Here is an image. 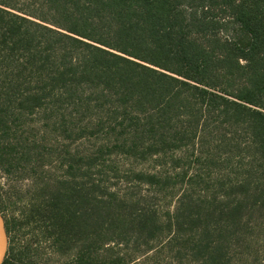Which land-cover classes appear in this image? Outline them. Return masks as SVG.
Returning a JSON list of instances; mask_svg holds the SVG:
<instances>
[{
    "label": "trees",
    "instance_id": "trees-1",
    "mask_svg": "<svg viewBox=\"0 0 264 264\" xmlns=\"http://www.w3.org/2000/svg\"><path fill=\"white\" fill-rule=\"evenodd\" d=\"M36 112L66 136L95 140L87 158L102 168L178 154L208 168L235 159L232 175L217 168L207 182L235 192L230 224L250 206L264 214V0H0V157L10 118ZM155 174L136 178L167 182ZM100 184L90 199L83 189L72 201L51 197L68 224L75 219L78 250L67 264H133L112 246L138 249L156 234L153 213L138 210L145 198L104 194ZM190 195L177 200L171 238L202 214L190 251L218 264L196 244L224 210Z\"/></svg>",
    "mask_w": 264,
    "mask_h": 264
},
{
    "label": "rangeland",
    "instance_id": "rangeland-1",
    "mask_svg": "<svg viewBox=\"0 0 264 264\" xmlns=\"http://www.w3.org/2000/svg\"><path fill=\"white\" fill-rule=\"evenodd\" d=\"M54 122L43 119L40 112L8 121V134L3 140L6 152L0 157V215L8 230L7 257L20 261L15 264L70 262L78 250L75 219L68 224V215H64L51 197L56 194L72 201L75 191L83 189L90 199L96 193V190L91 191L92 185L101 181L103 190L99 192L104 194L106 191L115 192L121 198H145L147 202L141 203L138 210L152 212L156 224V234L147 246L138 249H131V245L127 249L112 246L114 252L125 250L133 254V264H204V260H199L203 256L193 258L190 251L205 223L202 214L194 226L186 227L183 236L175 239L171 238L169 221L178 198L185 191L203 205L208 199H215L224 213L231 208L235 192L227 197L213 186L214 179L210 182L206 179L215 176L217 168H224L232 175L235 159L228 163L218 160L216 167L208 168L201 159L197 162L196 157L178 154L172 159L147 161L131 167L110 156L104 159H115L117 163L111 168H102L92 165L87 158L95 140H80L73 134L66 136ZM170 161H174L173 165ZM68 165H72L71 170ZM139 173H156L160 181L168 180L151 186L136 178ZM194 175H199L203 181L189 188L187 181ZM224 199L227 203L222 202ZM228 220L231 219L226 213L209 220L208 235L200 236L202 242H198L197 247L219 258L218 264H264V214L250 206L233 224Z\"/></svg>",
    "mask_w": 264,
    "mask_h": 264
},
{
    "label": "water",
    "instance_id": "water-1",
    "mask_svg": "<svg viewBox=\"0 0 264 264\" xmlns=\"http://www.w3.org/2000/svg\"><path fill=\"white\" fill-rule=\"evenodd\" d=\"M7 253V233L4 220L0 215V264L3 263Z\"/></svg>",
    "mask_w": 264,
    "mask_h": 264
}]
</instances>
